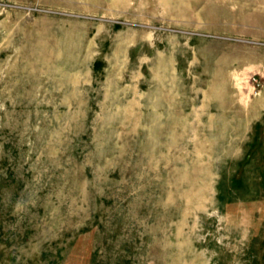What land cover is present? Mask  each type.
Wrapping results in <instances>:
<instances>
[{
    "label": "rangeland",
    "instance_id": "374dc122",
    "mask_svg": "<svg viewBox=\"0 0 264 264\" xmlns=\"http://www.w3.org/2000/svg\"><path fill=\"white\" fill-rule=\"evenodd\" d=\"M0 264H264V0H0Z\"/></svg>",
    "mask_w": 264,
    "mask_h": 264
}]
</instances>
